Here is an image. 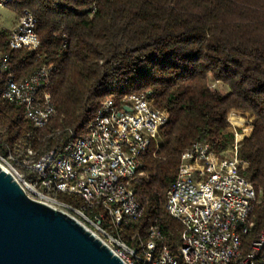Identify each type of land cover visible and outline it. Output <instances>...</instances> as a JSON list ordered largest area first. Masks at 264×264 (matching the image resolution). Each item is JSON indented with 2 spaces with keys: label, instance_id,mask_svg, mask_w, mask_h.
<instances>
[{
  "label": "trees",
  "instance_id": "obj_1",
  "mask_svg": "<svg viewBox=\"0 0 264 264\" xmlns=\"http://www.w3.org/2000/svg\"><path fill=\"white\" fill-rule=\"evenodd\" d=\"M5 7L34 16L40 44L34 51L12 50V32L0 30V52L10 58L8 70L0 69V158L12 157L30 180L22 168L28 150L36 160L58 153L88 133L104 100L150 93L169 120L133 184L142 216L118 230L106 216L104 230L140 251L150 228L158 227L160 245L184 264L183 228L167 210L181 156L197 142L215 153L228 151L235 139L230 115L249 116L240 173L257 192L252 235L264 232V0H10ZM41 69L50 70L40 91L51 95L56 115L37 129L3 92L10 77L23 81ZM211 83L224 84L229 93ZM45 195L83 206L76 195ZM100 211L93 209L89 218Z\"/></svg>",
  "mask_w": 264,
  "mask_h": 264
},
{
  "label": "built area",
  "instance_id": "obj_2",
  "mask_svg": "<svg viewBox=\"0 0 264 264\" xmlns=\"http://www.w3.org/2000/svg\"><path fill=\"white\" fill-rule=\"evenodd\" d=\"M9 1L0 0V7ZM39 44L36 19L24 11L11 33L10 48L34 51ZM9 64V55L0 52V69L7 71ZM49 78V69L23 81L10 77L3 92L7 102L24 107L26 118L37 129H44L56 115L51 95L40 91L48 86ZM150 97V93H142L119 101L104 100L85 136L38 160L34 151H27L22 168L32 174L30 180L14 169L11 174L28 197L77 219L125 264H180L160 245L158 227L150 228L140 251L104 230L106 216L115 230L142 216L133 184L142 175L143 156L153 144L158 145L160 130L169 120ZM238 117L232 113L229 123L237 126L232 119ZM247 132L235 129V142L224 153L212 152L208 144L197 142L181 156L177 178L167 191V210L183 228L179 256L184 264H264V232L252 235L257 192L240 173V167H245L239 159L240 142ZM0 159L13 162L12 157ZM46 191L76 195L83 206L76 209L60 204L47 197ZM95 208L101 211L89 218Z\"/></svg>",
  "mask_w": 264,
  "mask_h": 264
},
{
  "label": "water",
  "instance_id": "obj_3",
  "mask_svg": "<svg viewBox=\"0 0 264 264\" xmlns=\"http://www.w3.org/2000/svg\"><path fill=\"white\" fill-rule=\"evenodd\" d=\"M0 264L125 263L77 219L28 197L0 166Z\"/></svg>",
  "mask_w": 264,
  "mask_h": 264
},
{
  "label": "rangeland",
  "instance_id": "obj_4",
  "mask_svg": "<svg viewBox=\"0 0 264 264\" xmlns=\"http://www.w3.org/2000/svg\"><path fill=\"white\" fill-rule=\"evenodd\" d=\"M21 19V15H17L16 13H14L12 10L6 8L5 6L0 7V30L2 29H7L10 30L11 32H13L14 30L17 29L19 22ZM211 86L214 90L220 92L223 95H226L229 93V88L227 86H225L222 83H211ZM237 116H239V120H235L236 122H238V125H232V131H234L235 129L238 130L239 133L242 132H247L245 135H249L252 131V127H251V123H252V119L249 116H243L241 114L235 113ZM230 121V118H229ZM235 142V139H234ZM231 153L227 154V157H230ZM0 166L5 169L8 170L10 173H12V169L16 170L21 176H23V172L21 169H15L13 162L11 160H6V163H4L1 159H0ZM59 209V208H57ZM78 218V217H77ZM79 219V218H78Z\"/></svg>",
  "mask_w": 264,
  "mask_h": 264
},
{
  "label": "bare ground",
  "instance_id": "obj_5",
  "mask_svg": "<svg viewBox=\"0 0 264 264\" xmlns=\"http://www.w3.org/2000/svg\"><path fill=\"white\" fill-rule=\"evenodd\" d=\"M5 171L9 172L8 170H5Z\"/></svg>",
  "mask_w": 264,
  "mask_h": 264
}]
</instances>
